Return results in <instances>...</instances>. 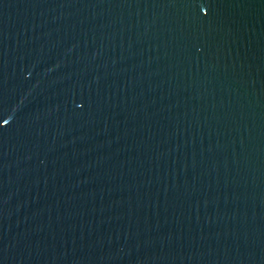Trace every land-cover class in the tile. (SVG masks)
<instances>
[{
    "label": "water",
    "instance_id": "1",
    "mask_svg": "<svg viewBox=\"0 0 264 264\" xmlns=\"http://www.w3.org/2000/svg\"><path fill=\"white\" fill-rule=\"evenodd\" d=\"M0 264H264V0H0Z\"/></svg>",
    "mask_w": 264,
    "mask_h": 264
}]
</instances>
